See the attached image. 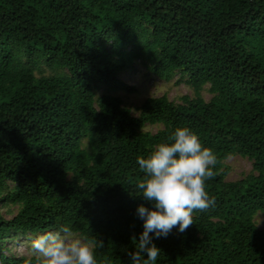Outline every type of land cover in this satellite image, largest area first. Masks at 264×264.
<instances>
[{
  "label": "trees",
  "instance_id": "obj_1",
  "mask_svg": "<svg viewBox=\"0 0 264 264\" xmlns=\"http://www.w3.org/2000/svg\"><path fill=\"white\" fill-rule=\"evenodd\" d=\"M138 62L194 95L134 115L113 92L134 91L120 75ZM179 126L216 156L215 205L154 238L156 264H264V0H0V201L19 207L0 210V264H32L8 240L61 225L102 242L98 264H127L149 203L137 157ZM234 155L252 170L228 180Z\"/></svg>",
  "mask_w": 264,
  "mask_h": 264
},
{
  "label": "clouds",
  "instance_id": "obj_2",
  "mask_svg": "<svg viewBox=\"0 0 264 264\" xmlns=\"http://www.w3.org/2000/svg\"><path fill=\"white\" fill-rule=\"evenodd\" d=\"M216 156L202 144L188 126H179L167 142L159 143L149 155L137 157L145 173L136 188L145 202L136 208L143 221L135 249L126 251L127 264H156L160 248L155 239L167 237L176 228L185 232L193 224L195 211L215 205L206 191V181L214 175ZM102 242L80 238L68 225L38 234L31 239L32 264H98L97 247Z\"/></svg>",
  "mask_w": 264,
  "mask_h": 264
},
{
  "label": "rangeland",
  "instance_id": "obj_3",
  "mask_svg": "<svg viewBox=\"0 0 264 264\" xmlns=\"http://www.w3.org/2000/svg\"><path fill=\"white\" fill-rule=\"evenodd\" d=\"M120 76L124 82L134 88V91H116L113 93L122 97L125 105L131 108L134 115H138V107L146 98L166 94L171 100L180 102L181 96L194 95L193 88L187 82L186 78L182 79L177 74L172 80H163L152 75L139 62L133 68L123 72ZM203 94L206 99H210L211 94L207 90L203 91ZM147 128L156 132L159 126L149 124ZM225 168H228L226 176L228 180L241 179L251 172L252 161L240 155H234L225 160ZM18 209L19 207L15 204L5 202L4 200L0 201V210L6 218H12ZM258 224L264 228V213L258 215ZM31 239V237L24 235L12 237L7 242L8 249L5 252L8 255L30 257L32 256L30 248Z\"/></svg>",
  "mask_w": 264,
  "mask_h": 264
}]
</instances>
